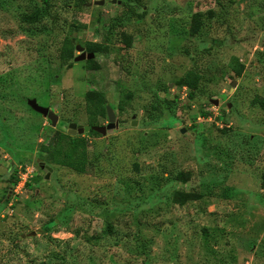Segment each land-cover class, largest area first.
I'll list each match as a JSON object with an SVG mask.
<instances>
[{
    "label": "rangeland",
    "instance_id": "1",
    "mask_svg": "<svg viewBox=\"0 0 264 264\" xmlns=\"http://www.w3.org/2000/svg\"><path fill=\"white\" fill-rule=\"evenodd\" d=\"M93 1L0 0V264H264V0ZM67 135L84 172L47 157Z\"/></svg>",
    "mask_w": 264,
    "mask_h": 264
},
{
    "label": "trees",
    "instance_id": "2",
    "mask_svg": "<svg viewBox=\"0 0 264 264\" xmlns=\"http://www.w3.org/2000/svg\"><path fill=\"white\" fill-rule=\"evenodd\" d=\"M84 2L85 0H74L75 8L80 9L81 5H83ZM42 12L43 11L40 8H34V10H32L31 12L22 14L20 17V20L24 23L32 24L40 18V16L42 15ZM199 15H200L199 13H194L192 16L193 23L190 28L193 33L196 30L197 25L200 23ZM139 17H141V15H139ZM87 46L89 50H92V51H100V50L106 49L105 45H100L98 43H93V42H87ZM73 49H74V46L72 45V42L70 41V39L64 38L62 40V44H61V47L58 53L59 59L63 62L69 61L73 56ZM87 62H88L87 68H91L92 66L91 64L93 60L89 59L87 60ZM228 66H229V69L236 76H239L243 70V64L240 61H238L236 58H233L232 60H230L228 62ZM94 67L96 68V66ZM179 80H181L180 83L182 82V83H186L187 85H189V82L185 79V77L180 78ZM130 96H131V92L126 91V90L120 91L118 102H117L118 111H122L124 109V105L128 103V99L130 98ZM84 100L87 106H92L94 104H99L103 106L107 105L103 92L98 91V90H87L84 94ZM251 104L257 105L261 110L264 111V96H255L252 99ZM62 140L63 141H58L49 150V153L47 154L48 159L53 162L59 163V164L67 165L68 167L74 169L75 171L84 172L85 170L84 146L81 145L82 149L76 152L75 148L79 141L77 140V138L67 135L63 137ZM63 143L67 144L65 148L63 146ZM60 156H61V159H60ZM62 156H64V158H62ZM263 183H264V179H263ZM188 195H189V192H184L182 190L175 191L174 196H173V201L176 202L178 205H183V203L187 199H189Z\"/></svg>",
    "mask_w": 264,
    "mask_h": 264
},
{
    "label": "water",
    "instance_id": "3",
    "mask_svg": "<svg viewBox=\"0 0 264 264\" xmlns=\"http://www.w3.org/2000/svg\"><path fill=\"white\" fill-rule=\"evenodd\" d=\"M113 2V0H111ZM103 0H98V1H93V3L95 4H102ZM74 48L79 52V54H77L76 56H73V61H78V60H84V59H90L93 57V53L92 52H85L84 48L79 45V44H75ZM26 103L28 104V106H30V108H32L34 111L40 113L41 115L45 116L51 126H54L57 122V115L55 114L54 111L50 110L48 107L46 106H42L39 105L36 102L35 98H28L26 99ZM105 112H106V117H107V123L103 126L100 127H93L95 130L99 131L102 134H110L112 132H114L115 130V126H116V120H115V113L114 111L111 109L110 106L106 105L105 106ZM68 127L71 129H74L75 132L80 133L82 131H86L89 129V126L87 125H83L82 127L80 126H76L75 123H69ZM183 129H181L182 131ZM45 168H48L47 166H44Z\"/></svg>",
    "mask_w": 264,
    "mask_h": 264
}]
</instances>
